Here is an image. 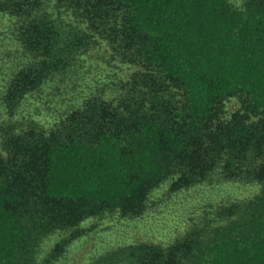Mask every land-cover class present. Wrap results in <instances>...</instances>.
Instances as JSON below:
<instances>
[{
  "label": "trees",
  "instance_id": "trees-1",
  "mask_svg": "<svg viewBox=\"0 0 264 264\" xmlns=\"http://www.w3.org/2000/svg\"><path fill=\"white\" fill-rule=\"evenodd\" d=\"M60 10L80 20L67 24ZM0 13L16 17L21 48L0 87L7 118L99 40L136 66L118 99L102 89L48 130L2 121L0 264H53L88 217L136 219L164 181L175 192L215 174L260 189L168 244L110 246L78 264H264V0H0ZM231 96L242 112L224 119ZM59 230L70 231L38 261Z\"/></svg>",
  "mask_w": 264,
  "mask_h": 264
},
{
  "label": "rangeland",
  "instance_id": "rangeland-1",
  "mask_svg": "<svg viewBox=\"0 0 264 264\" xmlns=\"http://www.w3.org/2000/svg\"><path fill=\"white\" fill-rule=\"evenodd\" d=\"M230 1L241 9L246 0ZM60 11V16L67 24H75L80 20L71 10ZM15 21V16L0 13V87L20 61L21 48L15 39ZM91 34L96 35L93 31ZM99 41V47H91L80 55L75 68L63 80L49 83L25 100L18 110V118H7L0 110V124L3 120L6 124L15 119L34 118L48 130L61 115L81 104L87 97L100 94L102 89L107 99H118L122 81L128 79L136 66L117 57L106 41ZM242 106V98L229 97L221 117L231 118L233 112H242ZM250 117L255 120L256 116L250 113ZM169 186L170 180H166L150 192L146 212L136 219H120L110 215L83 220L76 228L86 231L72 240L53 264H78L90 260L110 246L130 242L168 244L190 227L200 224L205 212L222 204L247 199L260 189L255 181L224 179L217 174L211 182L175 192L170 191ZM69 231L59 230L43 238L37 260Z\"/></svg>",
  "mask_w": 264,
  "mask_h": 264
}]
</instances>
